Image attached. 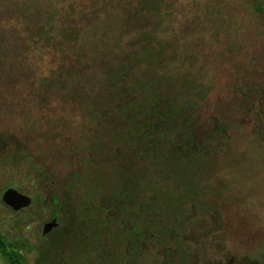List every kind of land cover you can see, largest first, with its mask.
Returning <instances> with one entry per match:
<instances>
[{
	"label": "rangeland",
	"instance_id": "rangeland-1",
	"mask_svg": "<svg viewBox=\"0 0 264 264\" xmlns=\"http://www.w3.org/2000/svg\"><path fill=\"white\" fill-rule=\"evenodd\" d=\"M67 18L80 25L75 41L90 63L119 56L116 39L128 35L148 32V42L164 44L158 72L170 78L169 97L182 109L177 136L197 146L201 166L189 176L197 197L180 205L191 213L175 251L144 242L150 254L138 262L127 252L132 231L113 220L102 227L111 251L101 264H123L112 258L116 248L128 264H264V0H0V232L18 249L19 264H76L70 258L81 249L90 264L102 239L89 233L84 240L76 201L86 191L117 190L126 166L113 154V123L93 114L102 103L75 102L63 75L45 83L49 63L58 70L76 57L73 40L58 33ZM43 26L53 27L51 42L39 36ZM81 68L92 73L89 64ZM68 89L91 96L90 85ZM132 166L146 167L147 181L177 187L171 161ZM87 174L90 183L75 180ZM9 183L33 196V206L13 212L1 198ZM53 212L62 225L44 238ZM0 264H9L1 254Z\"/></svg>",
	"mask_w": 264,
	"mask_h": 264
},
{
	"label": "trees",
	"instance_id": "trees-1",
	"mask_svg": "<svg viewBox=\"0 0 264 264\" xmlns=\"http://www.w3.org/2000/svg\"><path fill=\"white\" fill-rule=\"evenodd\" d=\"M69 19L67 18L68 22ZM78 25L77 22L72 23L70 21L67 25L63 24V27L59 28L58 33L60 35L73 40L74 45L71 52L76 54V57L72 58L66 65H60L58 70L49 63V77L45 79V83L50 85V79H57L63 75L62 86L68 90L70 98L75 102L84 104L86 100H89L92 103L98 99L102 103V108L94 106L93 114L99 115L98 113L101 112V118L104 121L108 119L113 123L112 141L117 148L113 154L117 158L119 156V162L123 160L126 163V166L117 175L124 182H133L134 180L136 182L135 185L131 183L119 190H111L106 186L101 192H85L79 197L83 203L79 205L76 218L78 222L83 224L84 228L90 226L92 237L102 239L101 246L99 245L92 254L95 258L91 257L89 260L90 264H101L102 260L105 262H107L106 259L109 260L106 257L111 250L104 245L102 227L104 223L111 225L113 220L118 219V222L126 223L130 230L135 228L138 233V235L132 236L126 244L128 246L127 252L128 250L133 252L137 249L136 253L139 256L136 261L139 262L142 257H145L143 256L145 254L144 242L153 240L161 242V245L166 247L168 246L167 241L173 243L177 238L173 229L176 226L174 223L179 219L171 218L169 214L176 211L183 212L180 206L182 194L179 195L181 199H178L173 192V190L177 191L178 188L157 185L163 181H153L154 179L151 178L150 182L156 186L152 184L153 186L150 187L151 194L144 192L143 183L148 179V176L145 175L146 167H134L132 165L140 159H150L153 164L157 165H164L171 161L178 165L174 167V171L171 173L172 178L177 181H189L188 178L190 179L191 174L187 171L183 178V174L178 168L197 165L195 158L197 146L188 148V143L177 136L179 132H182L179 126L182 121V109L173 103L175 102L174 96L169 97L170 78L158 72L164 44L148 42V32H141L138 39L128 35L130 38L125 43L123 39H116V45L121 47L122 51L119 56L103 60L98 59L90 63L91 61H86L82 57L83 45L75 41L81 33V27ZM52 35L53 27L45 29V26L42 27V33L39 34L44 41L49 42L54 38ZM5 57L4 55L0 56V64L5 60ZM87 64H89L92 72L90 74L84 73L81 68ZM70 85L71 87L90 85L92 89L88 94L91 93V96L83 97L81 94L83 90L82 92L70 90L68 89ZM92 94L94 95L92 96ZM91 106L93 105H88L86 109L89 111L88 108ZM90 111L92 110L90 109ZM34 160V157L28 159L31 166L37 171L39 168ZM127 167L130 169H125ZM133 167L135 173H133ZM133 174H136V179H134ZM188 174L189 176H187ZM89 176L85 180L79 177L76 180L80 181V184L87 181L90 183L92 176ZM97 177L98 180L104 181L103 175L99 177V173H97ZM187 188V191L195 189L191 184ZM157 205L160 207L158 210L154 208ZM136 210L138 215H136V220H133ZM141 212L149 215L142 218L140 217ZM164 231H168V233ZM120 240L124 242L123 236ZM17 251L0 232V254L9 264L20 263V254ZM82 252L83 249H81L80 255H77L78 261L81 263H83ZM119 254V248H116L112 258L117 259L118 262L119 260L123 261V264L129 263L127 258L121 256L117 258ZM97 256L99 257L97 258ZM72 260L77 262V259L73 257L70 258V261Z\"/></svg>",
	"mask_w": 264,
	"mask_h": 264
},
{
	"label": "flooded vegetation",
	"instance_id": "flooded-vegetation-1",
	"mask_svg": "<svg viewBox=\"0 0 264 264\" xmlns=\"http://www.w3.org/2000/svg\"><path fill=\"white\" fill-rule=\"evenodd\" d=\"M35 159V158H34ZM34 162L35 163H37V167L39 168V170H35L36 171V173H39V174H41L42 175V173H43V168H42V166L36 161V160H34ZM201 166L200 165H195L194 167H190V166H181V167H179L178 169L180 170V173H182L183 175H182V177L184 178L185 176H186V172L188 171L191 175H194V174H196V172L198 171V169L200 168ZM133 171H134V169H133ZM133 173H135V171L133 172ZM147 173L148 172H146V174L145 175H147ZM88 176H89V174H87V175H85L84 176V178H80V179H83V180H85V178H88ZM133 176H134V179H136V174H133ZM150 175H148V177H149ZM187 176H189V174L187 175ZM90 177V176H89ZM151 177V176H150ZM78 178V177H77ZM76 180V179H75ZM75 181H68V183H70L69 185H71V183H74ZM135 180L132 182V181H129V182H124V181H120L119 182V187L117 188V190H119V189H121V188H123V187H125V186H129L131 183L133 184V185H135ZM153 182H150V181H146V182H144L143 183V189H144V192H148V193H150L151 194V192L149 191V189H150V187H152L153 185H155L156 186V184H153ZM162 184V183H161ZM193 185L194 186V188L195 189H193V190H191V191H187L188 190V185ZM157 185H159V184H157ZM177 187H175V188H178V190L177 191H175V190H173V192H174V196H177L178 197V199H181L180 197H179V195L181 196V194H182V199H181V202H182V200L184 199V200H189V201H192V200H194L196 197H197V195H198V190H199V187H198V184L196 183V182H194V181H184V180H179V181H177V185H176ZM187 186V187H186ZM196 187H197V189H196ZM9 188H14V189H17L19 192H21V193H23V194H26V195H28V196H30L31 198H32V203H31V205H29V206H27V207H24V208H21V209H19V210H15V209H13V207H11L10 205H8L4 200H3V193L7 190V189H9ZM192 188V187H191ZM86 192H88V191H86ZM135 193L137 194V191L135 190ZM2 196H1V198H2V201L9 207V208H11V210L13 211V212H22V211H26L27 209H29L31 206H33V204H34V197L33 196H31V195H29L28 193H26L25 191H24V189L21 187V186H19V185H17V184H15V183H9V184H7V187L4 189V191L2 192ZM55 204H57V200H55V202H54ZM81 203H83V202H81V200L80 199H78L77 201H76V205H75V209H76V211H77V208L76 207H78V210H79V205H81ZM148 204V203H147ZM151 204V203H150ZM181 205V204H180ZM141 210H143V209H141ZM132 213H134V211H132ZM188 213H191V212H189V211H187V213L185 212V210H183V212H179V211H176L175 213H172V214H169V217L171 216V218L172 217H174V219H179L178 221H176L175 223H174V225H176L175 226V228L173 229L174 230V233H175V237H179V234H178V232H177V230L179 229L178 227L184 222V220H186L187 218H188V216H186V214L188 215ZM120 214V213H119ZM121 215V214H120ZM136 215H138V211L136 210L135 211V216H134V218L133 217H131V218H133V220H136ZM147 215H149L148 213H146V215L144 214V213H142L141 212V214H140V217H142L143 218V216H147ZM73 217H75V219H77L76 217V212L73 214ZM53 220H56V225L55 226H53L50 230H48V231H45V224H47V223H49V222H51V221H53ZM61 220H62V218L58 215V213H52V215H51V217H50V219H48L46 222H44V224H43V226H42V231H41V235H43V237L45 238V237H47V236H51L52 234H53V232L56 230H59V228H60V226L62 225L61 224ZM119 220V219H118ZM136 224V223H135ZM90 230V229H89ZM88 229H83L82 231H83V234H82V236L84 237V240L85 239H87V237H88V235H89V233L90 232H92V231H89ZM131 231H132V235L133 236H136V235H138V233H137V231L135 230V228H133V229H131ZM164 232H167L168 233V231H164ZM49 239V238H48ZM156 244L157 245H159L160 244V247L159 248H161V249H163V251H166V252H171V249H173V246H172V243H170L169 241H167V245L168 246H166V247H164V246H162L161 245V242H156ZM136 246V245H135ZM140 248V247H139ZM143 248H144V252H145V254L143 255V256H146V255H149L150 253H149V251H146L145 250V247L143 246ZM176 249H173V251H175ZM84 251V250H83ZM136 251H137V249H135L133 252H132V254L136 257V258H138V256L139 255H137V253H136ZM73 256V255H72ZM85 257V258H84ZM72 258V257H71ZM73 258H75V259H77V262L74 260V262L76 263V264H88V261L87 260H83V258L84 259H86V256L83 254L82 255V262L83 263H81L80 261H78L79 259H78V257L77 256H73ZM73 261V260H72ZM123 263V261H120L119 260V263ZM172 263V262H171ZM128 264V263H127ZM164 264H166L165 262H164ZM168 264H170V262H168Z\"/></svg>",
	"mask_w": 264,
	"mask_h": 264
},
{
	"label": "water",
	"instance_id": "water-1",
	"mask_svg": "<svg viewBox=\"0 0 264 264\" xmlns=\"http://www.w3.org/2000/svg\"><path fill=\"white\" fill-rule=\"evenodd\" d=\"M3 200L13 207L15 210H19L21 208L27 207L31 205L32 198L26 194L19 192L17 189L9 188L3 193ZM56 220H53L47 224H45V231L50 230L53 226H55Z\"/></svg>",
	"mask_w": 264,
	"mask_h": 264
}]
</instances>
